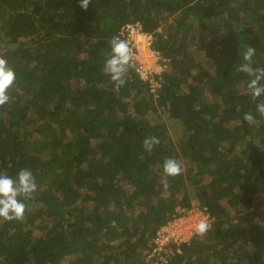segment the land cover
I'll return each mask as SVG.
<instances>
[{
	"label": "trees",
	"instance_id": "trees-1",
	"mask_svg": "<svg viewBox=\"0 0 264 264\" xmlns=\"http://www.w3.org/2000/svg\"><path fill=\"white\" fill-rule=\"evenodd\" d=\"M135 21L168 58L154 91L135 67L119 91L103 71ZM248 45L264 67V0H0L17 76L0 172L28 168L38 186L22 221L0 220V264H146L156 229L194 207L211 228L166 264H264V96L237 71ZM147 136L160 141L150 152ZM169 157L183 171L165 189Z\"/></svg>",
	"mask_w": 264,
	"mask_h": 264
},
{
	"label": "clouds",
	"instance_id": "clouds-1",
	"mask_svg": "<svg viewBox=\"0 0 264 264\" xmlns=\"http://www.w3.org/2000/svg\"><path fill=\"white\" fill-rule=\"evenodd\" d=\"M91 0H78L79 7L87 10ZM110 52L106 53V59L103 65V71L111 81L114 82L116 91L125 85L129 70L134 67L133 51L128 42L114 35L109 41ZM256 54V48L248 45L242 53L243 62L238 66L237 71L247 74L249 80L246 86V93L253 101L264 96V67H254L253 57ZM16 72L9 65L3 53H0V107L5 106L11 100L10 89L15 85ZM256 112L264 117V101L256 103ZM243 119L250 125L255 123V118L251 112L245 113ZM159 138L147 136L143 140V147L146 151H151L153 147L159 144ZM182 164L175 158H166L162 164V176L159 184L162 188L168 187V178L175 177L182 173ZM37 182L28 168H21L16 177L13 178L5 172H0V220L2 221H22L26 211L24 200H31L33 194L37 191ZM23 198V199H21ZM211 224L207 218L200 219L195 225V235L203 238L210 230Z\"/></svg>",
	"mask_w": 264,
	"mask_h": 264
},
{
	"label": "built area",
	"instance_id": "built-area-1",
	"mask_svg": "<svg viewBox=\"0 0 264 264\" xmlns=\"http://www.w3.org/2000/svg\"><path fill=\"white\" fill-rule=\"evenodd\" d=\"M122 35V39L128 42L133 51L135 70L142 78L149 80L150 90L154 91L159 85V77L155 78L154 74H159L165 69L168 58L153 47L152 34L144 31L138 21L126 23L122 27ZM202 218H207L210 223L208 212L204 208L194 207L186 214L175 216L160 225L146 251V264H166L173 248L179 250V243L187 241L195 234V225Z\"/></svg>",
	"mask_w": 264,
	"mask_h": 264
},
{
	"label": "rangeland",
	"instance_id": "rangeland-1",
	"mask_svg": "<svg viewBox=\"0 0 264 264\" xmlns=\"http://www.w3.org/2000/svg\"><path fill=\"white\" fill-rule=\"evenodd\" d=\"M145 55H147V54H145ZM168 126H170V124H168ZM171 130L173 129V128H170ZM174 129H177V128H174ZM261 196H264V193L262 192V193H259ZM260 196V197H261ZM195 218H196V216H195Z\"/></svg>",
	"mask_w": 264,
	"mask_h": 264
}]
</instances>
